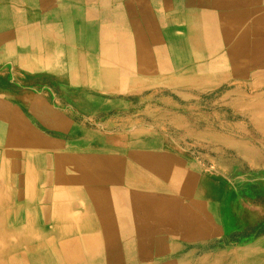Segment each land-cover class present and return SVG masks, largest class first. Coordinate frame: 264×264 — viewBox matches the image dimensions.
<instances>
[{"label": "bare ground", "instance_id": "1", "mask_svg": "<svg viewBox=\"0 0 264 264\" xmlns=\"http://www.w3.org/2000/svg\"><path fill=\"white\" fill-rule=\"evenodd\" d=\"M0 18L16 20L1 56L53 75L65 114L89 108L65 120L56 99L30 101L53 138L0 139V264H189L173 233L210 220L213 188L160 147L206 149L240 186L245 160L264 159V0H1ZM96 103L120 112L95 123ZM257 246L198 264H264Z\"/></svg>", "mask_w": 264, "mask_h": 264}, {"label": "rangeland", "instance_id": "2", "mask_svg": "<svg viewBox=\"0 0 264 264\" xmlns=\"http://www.w3.org/2000/svg\"><path fill=\"white\" fill-rule=\"evenodd\" d=\"M160 96L164 99L169 100V103H173L171 97L168 94H161ZM106 98L110 99V96H107ZM97 104L98 103L92 104V106L90 107L93 112L92 115H95V117H99L98 121L95 123H103L107 120L108 117H114L118 112H120V110H116L110 107L103 110L102 108H100V104ZM87 106L88 105L85 103L80 107L81 109L78 107L81 112L74 111L77 115H75V117H89L86 112H83L84 107L89 109ZM223 106L226 107V104H223ZM55 107L60 111H68L72 108L70 107V105H65L64 107ZM109 111L110 113H108ZM177 111L179 113V110ZM104 112H106V114ZM101 114H103L104 116ZM164 145L167 146L164 147ZM164 145H162L164 148L162 146L160 148L164 151H173L174 155H176L177 160H179L180 162L186 164V162L189 163V159L193 161V163L189 164L194 171L198 183L201 185V183L205 180L208 181L209 185H211L213 188V191L211 192L202 187L205 199H208V201L211 203V206L207 211V214L210 215V220L208 218V220L206 219L202 224L196 225L195 228L192 229H181L182 231L177 234L175 244L170 245L176 247L177 250H171V255L183 257L188 256L189 264H198L199 261L203 259V257L209 255L211 252H230L236 250H245L252 247L255 251H259L257 245L264 246L263 157H248L245 160L243 169L245 175L242 174L239 177L245 182H242V185L240 186V183L238 184L236 182L238 178L234 177L228 166L218 160L216 158V155L214 156L207 153L206 149H196L195 147L185 146L181 143L176 144L170 138H168L167 141H164ZM228 152L230 153V151L228 150L224 151L225 155L220 154L221 159L225 160V158H229L230 160H232L234 157L228 154ZM199 153H201L202 156ZM183 156H186V158ZM204 177H206V179H204ZM250 179H253L255 181V184L253 182L247 181ZM219 185H223L224 187H226V190L221 192L219 190ZM209 192L211 193V195H208ZM217 215H219V217ZM217 219L219 220V223H217ZM177 226L180 227L179 224H177ZM195 256L198 257L196 258Z\"/></svg>", "mask_w": 264, "mask_h": 264}, {"label": "crops", "instance_id": "3", "mask_svg": "<svg viewBox=\"0 0 264 264\" xmlns=\"http://www.w3.org/2000/svg\"><path fill=\"white\" fill-rule=\"evenodd\" d=\"M0 6H1V0H0ZM12 25H13L12 29L16 31L15 29L16 20H10V19L6 20L0 18V28L1 26H12ZM28 37L29 38L27 40H32V39L36 40L40 38V37H36L34 34L31 33L28 35ZM44 37L47 38L46 36ZM15 40L16 37H9L8 39L5 38L3 41L8 42V44H12V41ZM1 54H0V64H1L0 65V85H1L0 105L8 107L9 109H12L14 112L5 116L0 114V139L2 137L4 138L13 137L17 134L18 131L27 132L28 129H34L35 134L38 137H45L47 139L53 138L54 136L53 133L49 131H43L39 128L45 117H40V111L35 110L34 105L30 103V101L33 102L35 100L40 103H45L47 105L49 103L51 104V102L53 103L54 100L56 99L57 102L55 103V106H65L74 103L71 101L73 99V96L64 95L65 91H63V88L60 85H55L54 82H56V79L55 77L53 78V75L51 74L49 75L47 73L48 71H44L42 68L33 70L32 68L27 66L26 58L22 57L18 59V57L14 55L4 57L1 56ZM22 59L24 60L25 66L20 65ZM29 74L32 75L29 76ZM45 76L48 78L46 79ZM30 79L31 80L33 79L32 82ZM9 84L12 87L9 86ZM52 89L55 91L56 97L60 96L59 98L56 97L54 98L52 96L53 99H51V97L49 96L50 93L48 91ZM8 96L10 97L8 98ZM55 106L52 105V112L61 116L65 120H68L70 117H73L72 119L75 120L76 119L80 120L85 118V117H75V115L69 116L70 115L69 113H67L68 114L67 115L63 112V110L60 111L58 110V108H55ZM188 161L190 164L193 163V161H191L190 159ZM189 163L186 162V165H188L189 166L188 168L191 171H193ZM204 179H206V177H204ZM203 183H207V185H209L208 181L204 180ZM125 192L130 193V191L128 190L127 191L125 190ZM161 214H162L161 208L158 205H156V218H160L162 216ZM173 234L177 237L178 233H173Z\"/></svg>", "mask_w": 264, "mask_h": 264}]
</instances>
